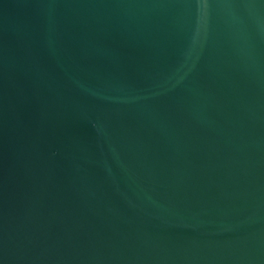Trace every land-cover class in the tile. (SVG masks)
<instances>
[{"label":"water","instance_id":"95a60500","mask_svg":"<svg viewBox=\"0 0 264 264\" xmlns=\"http://www.w3.org/2000/svg\"><path fill=\"white\" fill-rule=\"evenodd\" d=\"M0 264H264V0H0Z\"/></svg>","mask_w":264,"mask_h":264}]
</instances>
